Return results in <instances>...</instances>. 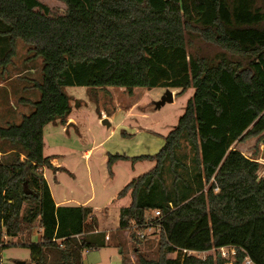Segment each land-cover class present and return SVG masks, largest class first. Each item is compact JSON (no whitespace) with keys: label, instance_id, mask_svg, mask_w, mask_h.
<instances>
[{"label":"trees","instance_id":"trees-1","mask_svg":"<svg viewBox=\"0 0 264 264\" xmlns=\"http://www.w3.org/2000/svg\"><path fill=\"white\" fill-rule=\"evenodd\" d=\"M60 1L63 13L41 0H0V117L19 41L43 59L42 81L16 75L40 98L19 122L0 124V258L14 245L5 238L34 224L41 241L20 244L34 264H83L84 249L104 246L103 233L85 234L92 207L56 206L43 173L69 172L44 153V127L72 113L66 87L160 86L193 92L158 151L106 160L109 174L118 160L153 162L117 193L130 196L118 222L134 241L146 213L161 210L155 257L137 250V263L264 264V177L232 147L264 132V0ZM223 247L232 262L188 252Z\"/></svg>","mask_w":264,"mask_h":264},{"label":"rangeland","instance_id":"rangeland-1","mask_svg":"<svg viewBox=\"0 0 264 264\" xmlns=\"http://www.w3.org/2000/svg\"><path fill=\"white\" fill-rule=\"evenodd\" d=\"M41 1L47 4L52 12L63 13L66 9L65 3L60 0ZM201 46L203 51L209 55L218 50L212 45ZM28 48H30L29 45L21 40L19 41L17 55L13 58L11 64V72L14 78L11 82L13 84L17 82L18 77L16 75L19 74H21V77H32V79L38 81L43 79V59L31 58L32 53L29 52ZM167 90L171 91L172 100L158 105ZM66 91L72 96L73 114L71 116L79 119L77 120L80 123V127L77 130H71L70 134H68L62 130L61 125L48 124L45 126L44 153L46 155H56V164L70 169L71 172L79 177V181H76V186L80 191V197L91 193L90 176L92 175L93 190L97 197L96 204L102 206L103 203H111L112 199L116 197V193L127 181L147 171L153 165L152 161L146 160L137 162L121 160L114 164L112 167L113 176L109 177L106 165V152L126 155L153 154L157 152L163 140L161 139L160 142L152 141L149 136L143 133L137 136L133 133L134 128L141 126V128H145V131L150 129L166 135L182 114L186 101L192 95L193 88H189L182 94H177L178 89L160 86L153 88L134 87L131 90L114 86L105 88L69 86L66 87ZM33 93L37 99L40 98L39 90H33ZM78 101L79 105L76 104ZM2 108L3 106L0 105V111H2ZM104 113L109 115L111 119L103 117ZM21 118L20 116H15L14 120L19 121ZM5 119L6 117H0V124L5 125ZM103 119H106L110 124H104ZM232 147L238 149L246 157L256 159L260 163L258 174L264 177V132L259 136H251L242 142H236ZM87 150H91L88 158L85 155ZM44 172L56 191L57 186L55 185L52 171L43 168ZM58 174L62 180L70 178L68 172L65 171H61ZM68 184L64 183L62 192L75 190L71 189ZM36 230H38V227L37 224H34V228L31 231H27V235L26 233L24 236L22 235L23 238L19 239V241L25 239L30 241L31 236L36 234ZM117 233L126 234V240L121 244L125 260L124 264H138L136 258L137 250L148 257H155L158 232L150 231L145 236L146 238L138 241L130 238L127 229H119ZM118 251L117 247L111 245L97 250H89L84 253L83 264H110V256L119 255ZM232 252L229 247H223L207 252H199L197 255L205 257L207 254L214 256L220 254L232 262ZM176 255L177 251L175 250L170 254L171 257ZM25 263L34 264L31 258V250L28 247L9 246L1 251L0 264Z\"/></svg>","mask_w":264,"mask_h":264},{"label":"crops","instance_id":"crops-1","mask_svg":"<svg viewBox=\"0 0 264 264\" xmlns=\"http://www.w3.org/2000/svg\"><path fill=\"white\" fill-rule=\"evenodd\" d=\"M14 78H12L11 80L4 82L2 84H4V86L6 87L7 91H8V102L5 101L4 104V109L3 110V114L4 117H6L5 122L7 120L10 121H15L14 117L15 116H20L22 117L24 114H28L31 111V104L29 103V100H36L37 98L35 97V94L33 93V89H30V87H28L27 83L24 82V80L18 79L16 83H12L11 81ZM21 97H25L24 101H20L19 99ZM16 100V102H15ZM23 109V110H22ZM73 114V110L72 113L70 114L68 121L65 124H60V123H50L53 124L55 126L57 125H61L62 126V130L67 132L68 134H70L71 130H77V128L80 127V123H78V118H74L71 115ZM8 116H10L8 118ZM103 117H106L108 119H111L109 115H107L106 113H104ZM102 118V117H100ZM78 119V120H77ZM20 121V120H19ZM19 121H15V122H19ZM108 122V121H107ZM108 124H110L108 122ZM175 125V124H174ZM47 126V125H46ZM45 128V127H44ZM144 129V130H143ZM111 133V132H110ZM137 136L140 134H145L146 136H149L151 138L152 141H158L160 142L161 139L163 140V136L156 131L147 129V131H145V128H141V126H136L134 128V132ZM91 150H87L86 151V158H88L90 156ZM110 152H106V160H107V154ZM2 154V153H0ZM6 154V153H5ZM142 154H147V153H142ZM151 154V153H150ZM46 155V154H45ZM138 155V154H137ZM52 156H54V158L52 159V163L55 166H59V164L55 163V159H56V155L52 154ZM129 156H133V155H129ZM121 160H118L116 162H119ZM128 161V160H125ZM114 162L111 166V171L112 173L109 174V177L113 176V170L112 167L114 166V164L116 163ZM129 162V161H128ZM68 169V168H67ZM45 170H47L45 168ZM69 172L68 174L70 175V178L66 179L64 178V180H62L61 178H59V174L61 171L64 170H59L56 172H52L53 173V179L55 182V185L57 186V189L55 191L53 185L51 184V182L49 181V179L46 177V173L44 172V175L48 181V184L50 186L53 198L55 200L56 206H61V205H72V206H91L92 207V214L88 217L87 219V224L89 225V230L86 231L85 234H99V233H103V241H104V246H115L119 249L118 253L119 255H111L110 256V264H123L122 262V250L123 248L121 247V244L124 243V240H126L125 235H122L120 233H117V231L121 228H119V222H118V215H119V208L121 206H125L128 205L130 202V196L129 194L125 195L124 197H117V193H116V197H114L111 201V203H103L102 206H99L96 204V194L93 190L94 188V183L92 182L93 176H90V184H91V188L92 191L90 194H85V196L80 197V191L77 189V184L76 181H79V177L74 174L73 172L70 171V169H68ZM67 172V171H65ZM58 174V175H57ZM129 182V181H127ZM64 183H69L68 185L70 186L71 189H75V190H71V192H62V186H64ZM78 190V191H77ZM120 199H125V200H120ZM117 201V203H116ZM113 204H115V206H113ZM42 230L38 228V230H36V234H33L31 236L30 241L25 240H20L22 239L23 236H19V237H6L5 238V243H14V245L12 246H22L20 244H24V243H31V242H39L41 241L42 238ZM34 233V231H33ZM27 235V233H26ZM107 236V238H106ZM36 237V238H34ZM18 239V241H17ZM92 240L95 241H100V238L97 236L95 238H92ZM102 248V247H100ZM5 249V248H4ZM99 249V248H97ZM96 249V250H97ZM3 250V249H2ZM90 250H95V249H90ZM88 249H84L83 251V257H84V253L88 252Z\"/></svg>","mask_w":264,"mask_h":264},{"label":"built area","instance_id":"built-area-1","mask_svg":"<svg viewBox=\"0 0 264 264\" xmlns=\"http://www.w3.org/2000/svg\"><path fill=\"white\" fill-rule=\"evenodd\" d=\"M145 223H144V229H138L135 231V235L141 239H144L145 236L150 233V231L154 232L158 230L160 224H159V219L161 218V210L160 209H151L149 210L146 215H145ZM107 238V236H106ZM232 250V249H231ZM186 251V250H183ZM233 251V250H232ZM190 253L197 254L199 252L195 251H188ZM246 263H249V260H246Z\"/></svg>","mask_w":264,"mask_h":264},{"label":"water","instance_id":"water-1","mask_svg":"<svg viewBox=\"0 0 264 264\" xmlns=\"http://www.w3.org/2000/svg\"><path fill=\"white\" fill-rule=\"evenodd\" d=\"M172 100V93L171 91L167 90L166 93L163 95L162 99L160 100V102H158L159 104H163V102L165 101H171ZM103 123L108 125V122L106 119H103Z\"/></svg>","mask_w":264,"mask_h":264}]
</instances>
